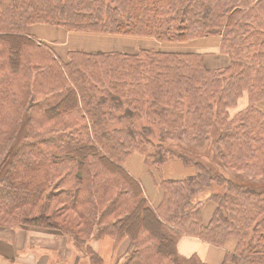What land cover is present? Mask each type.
I'll return each mask as SVG.
<instances>
[{
    "label": "trees",
    "instance_id": "trees-1",
    "mask_svg": "<svg viewBox=\"0 0 264 264\" xmlns=\"http://www.w3.org/2000/svg\"><path fill=\"white\" fill-rule=\"evenodd\" d=\"M34 25L171 45L216 36L230 62L213 70L199 52L144 48L65 61L28 34ZM262 101L264 0H0V225L79 247L128 238L120 264H205L178 253L183 236L226 249L222 264H264V194L166 146L202 149L214 134L223 168L264 180ZM174 164L184 172L169 174Z\"/></svg>",
    "mask_w": 264,
    "mask_h": 264
},
{
    "label": "rangeland",
    "instance_id": "rangeland-1",
    "mask_svg": "<svg viewBox=\"0 0 264 264\" xmlns=\"http://www.w3.org/2000/svg\"><path fill=\"white\" fill-rule=\"evenodd\" d=\"M43 28H53V26L49 25H34L28 28V34L31 36H38V40L43 41L45 44H48L57 54L60 58H63L65 61L67 60V52L69 50H76L72 48L81 49L85 52H94L98 50H104V51H121V52H128V53H136L139 51V49H149V50H155V51H174V52H195L197 49L193 47H186V46H163L161 43H159L156 40H151L152 42H148L147 40H138L134 37H109V36H102L97 34H84V33H72V37H70V42H66V39L61 37H55L54 39H42L39 38L40 35L36 32V29H43ZM58 29H62L59 27H56ZM65 31L64 29H62ZM73 37L77 38V41H72ZM115 41L116 44H109L111 41ZM62 42H66V44L61 45ZM211 51H207V48H203L202 51H206L204 54V57H210L209 59L220 61L222 57H227L228 61L225 63L224 67H226L229 62L230 58L227 54H224L221 49H210ZM204 60V59H203ZM220 64V63H219ZM219 67L218 69L224 68ZM214 70V69H213ZM247 104V97L244 96L240 101L238 102V106L230 109V113L232 116L237 113L239 110L243 109ZM259 106L264 109V101L259 103ZM24 137H26V132H24L22 135H19L17 137L16 141L22 140ZM17 143V142H16ZM177 142H170L166 143V146H170L175 150L182 151L184 155L188 157H192L194 160L202 161L204 163L207 162V164H211L215 167V172L217 174H224L227 178L231 179L233 182L243 186V187H252L258 191V193L264 194V180H251L240 173L233 172L230 170H226L223 168V165L221 162H219L218 159H215L214 155V149H215V136L214 134L210 137V140L206 144L204 148H199L198 146H188L185 145L184 142H181L177 144ZM135 157H138V155H135ZM177 168V164L174 165ZM205 214L210 216H213L214 210L216 208V205L213 202H208L205 204ZM213 212V214H212ZM212 214V215H211ZM212 217L209 218L206 224L210 222ZM48 231L47 229L43 228H37V227H20L19 225H0V252L3 255L0 254V264H18L19 261L23 260V258L19 257L21 254L20 252H24V255H27L28 253H36L38 251L43 252L45 248H50L46 246L44 243H37V238L39 235H41L38 231ZM54 232V231H53ZM39 233V235H37ZM31 234V236H30ZM54 234H58L59 236H63L64 238L68 239V245L67 248L75 252L76 250H84L86 253L82 254L81 256L78 254V262L77 264H94V262L91 260L90 256H87V249L88 247L92 249L91 242L85 244L83 247H79L76 244H74L73 239L69 235H62L59 233L54 232ZM31 237V238H30ZM11 238V241H8V239ZM21 238L23 246H19L17 239ZM104 238V237H103ZM101 238V239H103ZM99 240V239H97ZM16 254V255H15ZM9 256V257H7ZM55 257L51 258V261L55 263L58 259L57 253L54 254ZM122 257V258H121ZM119 257V261L117 264H120L121 261H123V256ZM68 264H76V258L75 254L71 256L68 260Z\"/></svg>",
    "mask_w": 264,
    "mask_h": 264
},
{
    "label": "crops",
    "instance_id": "crops-1",
    "mask_svg": "<svg viewBox=\"0 0 264 264\" xmlns=\"http://www.w3.org/2000/svg\"><path fill=\"white\" fill-rule=\"evenodd\" d=\"M36 32L38 33V35H40L39 38L54 39L55 37H61V38L66 39V42H70L69 41L70 37L73 36L71 35L72 34L71 32H68L66 30L63 31L62 29H58L56 27L36 29ZM32 37L36 38L38 36L36 37L32 36ZM36 39L38 40V38ZM144 40H147L148 42H152L150 39H144ZM72 41L74 42L77 41V38L73 37ZM66 42H62L61 45L66 44ZM219 43H220V38L213 36V37H206L202 39H196V40L190 41L188 43H183V44H177V45L162 44V45L169 46V47H172V46L193 47L197 49L195 52H199L203 55L204 64L208 69H218L219 67H224L225 63H227L228 61L227 57H222L220 61L211 60L209 59L210 57H204L203 53H206V51H202V49L207 48V51H211L210 49L220 50ZM109 44H116V43L113 40ZM72 49L77 50V48H72ZM78 50H81V49H78ZM174 165L167 167V172L169 174L184 172L183 167L180 164H177L178 165L177 168ZM128 167L132 175L135 177L142 178L143 179L142 181L145 183V186H147L146 184L147 179H146V174L144 175L142 159L140 157H135L134 155V157H132V159L128 163ZM149 191H151V194L153 196L157 195L156 190L149 188ZM153 198L158 199V197H153ZM206 203L202 205V210H201V218L204 224H206L209 218L212 217L210 216V214L208 215L205 214V210H206L205 204ZM38 232H40L41 235L37 233V235H39L38 237H36L37 243L39 242L44 243L46 246L48 247L51 246V247L45 248L43 252L38 251L34 254L28 253L27 255H24L25 254L24 252L23 253L20 252L21 254L19 255V257L23 258V260L19 261L18 264H68V260L71 256H73V254H75L76 264H77L78 254L81 256L82 254L86 253L84 250L83 251L76 250L75 252L70 251L67 248L68 239L64 238L63 236H59L58 234H54L53 231L45 230V231H38ZM8 241H11V238H9ZM17 242L20 247L23 246L21 238H18ZM91 246L93 250L92 253L99 256V258L102 260V264H117L119 261V257L123 256L127 252L129 248V240L128 238H123L119 241H116L112 239L111 237L106 236L103 239L92 240ZM177 250H178V253L184 257H191L193 255H196L205 264H222L225 258V254H226V249L215 247L203 240H200L199 238L190 237V236H183L179 240L178 245H177ZM56 253H57V258H60V259H58L55 263H53L51 261V258L55 257L54 254ZM0 254L4 256V254H2L1 252Z\"/></svg>",
    "mask_w": 264,
    "mask_h": 264
}]
</instances>
